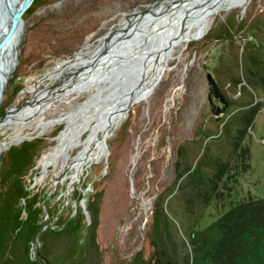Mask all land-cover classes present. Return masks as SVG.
<instances>
[{"label":"rangeland","instance_id":"1","mask_svg":"<svg viewBox=\"0 0 264 264\" xmlns=\"http://www.w3.org/2000/svg\"><path fill=\"white\" fill-rule=\"evenodd\" d=\"M161 1L33 0L23 11L0 107V264H264V224L236 237L227 227L237 202L264 201V0L215 8L153 91L106 130L87 123L136 80L138 67L107 70L156 42L179 6ZM208 72L229 101L221 112Z\"/></svg>","mask_w":264,"mask_h":264},{"label":"bare ground","instance_id":"2","mask_svg":"<svg viewBox=\"0 0 264 264\" xmlns=\"http://www.w3.org/2000/svg\"><path fill=\"white\" fill-rule=\"evenodd\" d=\"M163 1L168 2L169 0H162L161 2ZM175 1L179 2V6L175 7L174 10L172 11L171 13L172 18L169 20V22H167L166 24L162 26L161 31L159 33L152 36V38L156 37L157 39L156 42L152 41L154 42V44L150 42L152 45H149V44L145 45L142 48L129 53V55L132 58L130 61L134 60L133 63L137 64L139 67L138 68L139 73H138L136 80L130 86H128L126 90L121 92L116 97V99L114 100L115 102L113 106H109V107H112V112H109L107 114V112H105L106 109L100 110L94 115L95 117L94 119H92L93 114L92 116L90 114V116H88L89 118H88L87 123L91 121H95V120H101L100 121L101 128H103V130H106L109 127L107 123H109L114 118L115 114H118L120 111L121 112L123 111L124 105L129 100L134 99L133 100V103H134L141 96V94L145 93L148 89L150 91H153L156 81L161 76L164 66L168 64L171 58V55L173 53L174 47L177 45L178 42H181L183 40H186V39H189L191 37L198 35L202 31L204 24L207 22L209 15L212 13V11L215 8L222 9L226 7L229 8L231 6L243 5L246 3L247 0H217V1L175 0ZM0 8H1V5H0ZM197 10L203 11L201 15L197 18V20L194 22L192 21L190 23H185V20H186L185 18L189 16L191 13L193 14V12H196ZM150 12L151 13L155 12V10L151 9ZM2 14L3 12L1 11L0 16ZM9 15L11 18V15L13 14L10 13ZM138 16L139 14H131V16L125 22L120 24L119 30L122 31V30L127 29L131 24L134 23L135 20L138 19ZM187 24L189 27H195V31L183 33L182 29H185L184 26H186ZM20 35L21 34L19 33V35L14 38V41H12L13 43H10V46L4 52V56L0 55L1 56L0 79L4 77L8 69L11 68V66H13V64L16 62L15 54H16V50L18 51L17 45L20 41V37H21ZM118 53L119 51L117 52L115 51L113 53H110L104 56L108 59L109 57L114 56ZM78 56L79 55H76L74 62L72 63L70 62L69 64L76 63V61L78 60ZM135 61H138V62H135ZM104 62L105 61L99 62V66H101ZM114 62L115 61L111 63L112 67L107 70V73L112 68L115 67ZM118 65L120 66V64ZM67 66L63 67L61 69L62 71L59 70V72L55 71V72L50 73L47 76V78H50V79L56 78L59 74L65 71ZM34 104L35 102H32L26 109L21 110L19 114L28 113L34 107ZM123 112H126V111H123ZM7 116L8 114L0 119V125L6 119ZM94 126L96 128L97 125L95 124ZM94 132H92V135ZM63 139L62 141L59 142L58 145H56L55 147L49 149L47 152L44 153L42 157V164L44 166H47L58 156L61 148H63L62 147L64 143ZM101 141L103 142V149H104L103 139ZM3 147L4 145H2L0 141V151L2 150ZM80 166H82V164Z\"/></svg>","mask_w":264,"mask_h":264},{"label":"water","instance_id":"3","mask_svg":"<svg viewBox=\"0 0 264 264\" xmlns=\"http://www.w3.org/2000/svg\"><path fill=\"white\" fill-rule=\"evenodd\" d=\"M0 0V12L2 11L3 14L0 16V55L4 56V52L6 49L10 46V43H13L14 38L21 33L23 29V11L32 3L33 0ZM10 13L11 15L10 18ZM126 45V44H125ZM125 45H121L119 48V53L121 54L122 48L125 47ZM0 56V60H1ZM16 62L11 66V68L8 69V71L5 73L4 77L0 79V107L2 105V102L5 97V88L8 83L9 77L12 74V72L15 69V66L18 62V51L16 50ZM138 66H135L133 62H128L124 64L123 67H114L112 68L109 73L118 74L119 72L127 74L129 72H132L137 68ZM139 68V67H138ZM137 68V70H138ZM145 70V69H144ZM139 72V71H138ZM208 75V74H207ZM134 99L129 100L123 107V111H126L128 107L133 103ZM4 115L0 116V119L4 117ZM106 134L107 131L102 132L100 140L103 139L104 146L106 145ZM1 154V151H0ZM45 259H47L45 257ZM48 264H52L49 260H46Z\"/></svg>","mask_w":264,"mask_h":264},{"label":"trees","instance_id":"4","mask_svg":"<svg viewBox=\"0 0 264 264\" xmlns=\"http://www.w3.org/2000/svg\"><path fill=\"white\" fill-rule=\"evenodd\" d=\"M209 81V99H219L222 104L215 106L217 112L224 110L228 104V99L222 91L216 78L208 72ZM234 210L229 215L228 228L234 232V236H238L240 231L249 228V231L255 229L256 226L264 224V201L263 199H255L249 201L237 202ZM236 232V233H235ZM228 251V250H227Z\"/></svg>","mask_w":264,"mask_h":264}]
</instances>
